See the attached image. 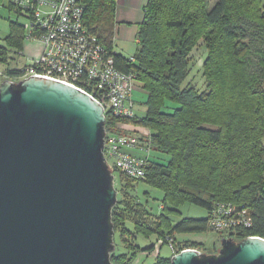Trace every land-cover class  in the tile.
<instances>
[{"label":"trees","instance_id":"trees-1","mask_svg":"<svg viewBox=\"0 0 264 264\" xmlns=\"http://www.w3.org/2000/svg\"><path fill=\"white\" fill-rule=\"evenodd\" d=\"M209 1L148 0L131 61L115 50L117 0H83L85 25L113 51L121 70L137 73L147 93V115L130 122L151 133L153 153L141 181L165 193L160 215H153L129 192L138 180L119 172L122 188L112 221L131 252L115 249L112 264H133L140 249L128 221L138 232H156L157 242L164 244L177 234L212 230L210 212L218 202L245 205L252 218L235 236L217 232L221 239L264 237V0H215L211 7ZM8 8L13 11L9 3ZM25 40L23 23L10 21L0 60L7 62L14 47L22 53ZM201 41L208 51L206 90L185 84L190 55ZM14 72L8 69L10 76ZM113 124L108 118L107 128ZM184 202L205 207L208 216L172 223L168 213ZM201 245L191 241L187 246ZM155 264H172L171 257H159Z\"/></svg>","mask_w":264,"mask_h":264},{"label":"water","instance_id":"water-1","mask_svg":"<svg viewBox=\"0 0 264 264\" xmlns=\"http://www.w3.org/2000/svg\"><path fill=\"white\" fill-rule=\"evenodd\" d=\"M103 105L31 75L0 84V264H112L115 176ZM172 264H264V237L183 249Z\"/></svg>","mask_w":264,"mask_h":264},{"label":"built area","instance_id":"built-area-1","mask_svg":"<svg viewBox=\"0 0 264 264\" xmlns=\"http://www.w3.org/2000/svg\"><path fill=\"white\" fill-rule=\"evenodd\" d=\"M9 4L12 13L24 17L26 39L39 40L43 50L39 58L22 66L6 68L0 60V78L19 81L42 75L87 92L103 105L106 122L108 118L114 121L109 129L106 126L104 154L108 163L114 160V168L129 178L145 179L152 152L151 133L130 122L139 120L133 97L137 73L121 70L113 51L85 25L83 0H9ZM8 69L15 71L13 76ZM251 223L250 210L245 205L218 202L210 212L209 227L226 235L235 236ZM167 240L174 254L180 251L172 237ZM163 242L158 240L157 249Z\"/></svg>","mask_w":264,"mask_h":264},{"label":"rangeland","instance_id":"rangeland-1","mask_svg":"<svg viewBox=\"0 0 264 264\" xmlns=\"http://www.w3.org/2000/svg\"><path fill=\"white\" fill-rule=\"evenodd\" d=\"M215 0L209 1V7L214 4ZM9 0H4L3 5L0 7V43L2 45L6 44V38L10 34V21L23 22L24 17L12 13L8 8ZM116 50L120 51L117 47ZM136 46L133 47L128 55H133L136 53ZM43 50V44L39 40L26 39L21 49L22 53H19L18 48H12V51L9 52V64L1 60L4 67L9 66H22L26 63H29L33 59L40 57ZM207 48L205 43L201 41L198 46L194 48L190 55V64H189V75L185 84L189 81L194 83L200 90H206V79L203 74V62L207 57ZM0 78V84L2 83ZM137 84V89L135 90L133 97L136 102V115L139 118H144L147 115V93L142 89L139 82ZM143 127V126H142ZM153 151L151 152V154ZM110 167L113 169L115 176V187L117 190L122 188L120 182V173L113 166L114 160L110 159ZM135 189L129 190L131 196L135 198L137 202L143 203V205L153 214L160 215L161 213V204L164 200L165 193L159 188L150 186L149 184L138 181L134 183ZM119 195V194H118ZM177 211H170L169 217L172 223H177L178 221L183 220L184 218H206L208 216V210L201 206L191 202L181 203L179 206L175 207ZM148 224V220L146 221ZM127 227L135 235L136 244L140 249L136 252L133 264H155L159 257L168 258L174 255L168 242L161 244V246L156 250L149 249V247L157 242L159 234L153 231H136L134 222L128 221ZM166 227H164V230ZM174 244L181 251L188 247L187 245L193 240H201L203 243L200 246V249L206 251H214L219 249L221 246V237L219 233L213 230H208L202 233H181L176 237L175 235ZM190 239V240H189ZM116 241V251L118 253H130L131 251L126 248L120 239L119 234H115ZM199 249V248H197ZM199 249V250H200ZM218 251V250H217Z\"/></svg>","mask_w":264,"mask_h":264},{"label":"crops","instance_id":"crops-1","mask_svg":"<svg viewBox=\"0 0 264 264\" xmlns=\"http://www.w3.org/2000/svg\"><path fill=\"white\" fill-rule=\"evenodd\" d=\"M148 0H117L116 26H115V50L127 57L134 46H138L139 24L145 16V6ZM137 50V49H136ZM179 234L176 235L178 237ZM190 240V239H189ZM203 243L201 240H193ZM157 250V247H155ZM201 250V249H200Z\"/></svg>","mask_w":264,"mask_h":264}]
</instances>
